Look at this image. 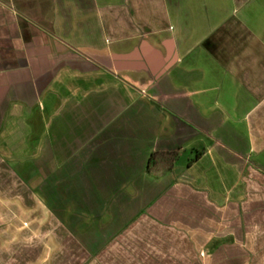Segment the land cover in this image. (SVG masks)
Instances as JSON below:
<instances>
[{"label":"crops","instance_id":"crops-1","mask_svg":"<svg viewBox=\"0 0 264 264\" xmlns=\"http://www.w3.org/2000/svg\"><path fill=\"white\" fill-rule=\"evenodd\" d=\"M0 264H264V0H0Z\"/></svg>","mask_w":264,"mask_h":264},{"label":"trees","instance_id":"trees-1","mask_svg":"<svg viewBox=\"0 0 264 264\" xmlns=\"http://www.w3.org/2000/svg\"><path fill=\"white\" fill-rule=\"evenodd\" d=\"M179 156V150L152 151L147 159L146 173L154 178L162 176L172 169Z\"/></svg>","mask_w":264,"mask_h":264}]
</instances>
